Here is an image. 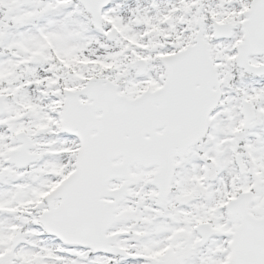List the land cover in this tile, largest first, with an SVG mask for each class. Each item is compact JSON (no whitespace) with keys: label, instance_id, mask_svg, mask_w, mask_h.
Here are the masks:
<instances>
[{"label":"snow or ice","instance_id":"snow-or-ice-1","mask_svg":"<svg viewBox=\"0 0 264 264\" xmlns=\"http://www.w3.org/2000/svg\"><path fill=\"white\" fill-rule=\"evenodd\" d=\"M0 264H264V0H0Z\"/></svg>","mask_w":264,"mask_h":264}]
</instances>
